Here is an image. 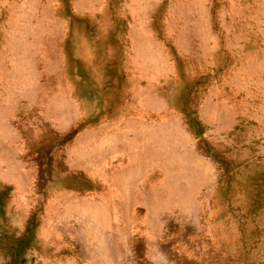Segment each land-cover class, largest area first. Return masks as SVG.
Returning <instances> with one entry per match:
<instances>
[{
	"label": "rangeland",
	"instance_id": "rangeland-1",
	"mask_svg": "<svg viewBox=\"0 0 264 264\" xmlns=\"http://www.w3.org/2000/svg\"><path fill=\"white\" fill-rule=\"evenodd\" d=\"M0 264H264V0H0Z\"/></svg>",
	"mask_w": 264,
	"mask_h": 264
}]
</instances>
